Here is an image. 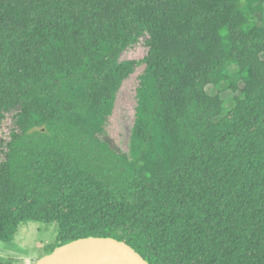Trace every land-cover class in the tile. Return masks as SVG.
<instances>
[{"label": "trees", "instance_id": "obj_1", "mask_svg": "<svg viewBox=\"0 0 264 264\" xmlns=\"http://www.w3.org/2000/svg\"><path fill=\"white\" fill-rule=\"evenodd\" d=\"M141 64L125 152L105 125ZM7 117L0 241L56 220L44 256L108 237L149 264H264V0H0Z\"/></svg>", "mask_w": 264, "mask_h": 264}, {"label": "rangeland", "instance_id": "obj_2", "mask_svg": "<svg viewBox=\"0 0 264 264\" xmlns=\"http://www.w3.org/2000/svg\"><path fill=\"white\" fill-rule=\"evenodd\" d=\"M147 47L143 41H139L123 51L122 59H141L146 53ZM144 65H138L132 75H130L121 85L114 110L105 125L107 142L115 145L123 151H127L129 136L133 121L135 106V88L138 82V75L142 73ZM210 92H215L214 87L208 88ZM229 90L223 91L222 96H229ZM10 118L7 117L1 130L0 139L8 136ZM57 231V221L49 222L25 220L19 223L14 238L10 242L0 241V257L15 259L16 264H34L44 256L46 245L54 241Z\"/></svg>", "mask_w": 264, "mask_h": 264}, {"label": "water", "instance_id": "obj_3", "mask_svg": "<svg viewBox=\"0 0 264 264\" xmlns=\"http://www.w3.org/2000/svg\"><path fill=\"white\" fill-rule=\"evenodd\" d=\"M34 264H149L133 248L113 238L87 237L57 247Z\"/></svg>", "mask_w": 264, "mask_h": 264}]
</instances>
